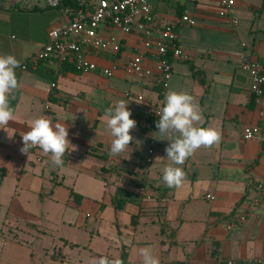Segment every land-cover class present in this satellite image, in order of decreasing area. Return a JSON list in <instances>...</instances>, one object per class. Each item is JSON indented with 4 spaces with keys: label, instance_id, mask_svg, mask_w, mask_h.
<instances>
[{
    "label": "crops",
    "instance_id": "1",
    "mask_svg": "<svg viewBox=\"0 0 264 264\" xmlns=\"http://www.w3.org/2000/svg\"><path fill=\"white\" fill-rule=\"evenodd\" d=\"M92 1L79 0L81 7L90 6ZM14 4L0 3V54L14 55L21 65L48 42L53 26L68 21L69 7L56 6L57 17L41 5L20 3L28 9H18ZM34 7L39 9L32 10ZM219 10L217 0L154 2L159 19L177 20L185 12L196 18L195 26H177L179 42L189 58L174 60L168 91L192 95L203 115L198 126L215 128L222 135L218 145L202 147L178 165L186 173L180 187L170 188L162 180L163 168L171 163L165 152L169 141L155 137L152 161H146L148 139L158 131V119L147 117L145 106L127 95L148 93L142 83L122 70L110 77L64 70L55 58L20 70V87L14 93L15 113L23 93L33 98L29 107L39 98L43 105L40 116L53 124L64 122L68 139L77 146L76 151L65 153L67 159L56 179L67 187L59 199V223L79 229V237L59 235V249L55 247L52 253L59 264H91L100 257L122 262L123 252L126 264H139L137 250L142 247H149L160 264H215L219 257L264 256V194L255 201V182L264 176V134L244 138V128L260 119L252 99L251 77L241 68L246 56L264 64V0H235L228 17L221 16ZM47 11L52 17L45 22H35L26 14ZM35 25L37 32L31 30ZM12 30L19 36L11 34ZM135 40L134 35H128L123 48L126 55L133 53ZM94 59L108 66L113 57L103 53ZM121 99L128 102L137 126L131 132L134 141L129 148L119 156H110L112 137L102 117ZM15 124L9 122L8 133L0 129V143L9 140L14 144L20 137ZM3 152L12 155L11 150ZM30 153L38 155L37 161L47 156L38 147ZM113 165L116 167L101 171ZM1 168L7 173L5 164ZM84 172L102 185L93 181L88 191L74 189ZM118 187L130 193L120 208L112 202ZM72 191L82 196L79 201ZM11 241L14 243L7 252L33 256L30 246ZM74 248L78 249L76 255L72 253ZM80 248L85 249L83 254Z\"/></svg>",
    "mask_w": 264,
    "mask_h": 264
},
{
    "label": "built area",
    "instance_id": "2",
    "mask_svg": "<svg viewBox=\"0 0 264 264\" xmlns=\"http://www.w3.org/2000/svg\"><path fill=\"white\" fill-rule=\"evenodd\" d=\"M60 0H49L57 6ZM219 14L228 17L235 0H217ZM155 0H93L87 7L77 10L68 8V21L53 26L49 30V40L38 49L27 62L16 71L25 70L30 64L55 58L59 66L72 63L83 73H100L110 77L122 70L126 75L142 83L148 93H131L145 106L147 117L159 119L156 112L163 106L173 75V62L188 59L177 31L178 24L197 25L195 17L183 13L177 20L159 19L154 12ZM234 22L238 20L233 18ZM136 40L133 53L126 55L123 48L128 35ZM112 54V62L101 66L94 57ZM1 55V54H0ZM241 68L251 77L252 99L256 104L260 121L247 125L245 139H255L264 134V64L251 56L244 57ZM55 87L56 83L53 82ZM157 146L156 139L150 137L147 144L146 161L151 162ZM40 160V158H38ZM264 194V176L255 182V201ZM212 197L211 195H208ZM243 218V217H241ZM229 225L228 228H232ZM215 264H264V256L251 258L219 257Z\"/></svg>",
    "mask_w": 264,
    "mask_h": 264
},
{
    "label": "clouds",
    "instance_id": "3",
    "mask_svg": "<svg viewBox=\"0 0 264 264\" xmlns=\"http://www.w3.org/2000/svg\"><path fill=\"white\" fill-rule=\"evenodd\" d=\"M20 61L10 54L0 55V129L7 133L8 124L14 121L15 110L11 106V99L20 87L16 69ZM156 122L157 132L152 137L159 136L170 143L165 148L166 157L171 162L162 172L163 182L170 188L180 187L185 180L186 173L178 165L192 156L200 148H210L218 145L222 139L221 133L211 127L198 126L203 120L202 110L194 102V98L186 91L171 90L166 92L164 103ZM132 112L128 108V102L121 99L114 106L105 110L102 117L112 137L110 156H119L124 153L134 141L131 135L137 122L131 118ZM29 131L22 132V154L28 155L31 149L38 147L43 154L50 157L53 165L63 167L64 155L71 149L77 150V146L68 139L69 129L64 122H53L43 116L32 119ZM9 139L13 138L8 134ZM139 142V141H137ZM70 152V153H71ZM157 159H161L157 157ZM139 264H160L159 257L154 255L149 247L137 250ZM91 264H122L119 260H109L106 257L93 259Z\"/></svg>",
    "mask_w": 264,
    "mask_h": 264
},
{
    "label": "rangeland",
    "instance_id": "4",
    "mask_svg": "<svg viewBox=\"0 0 264 264\" xmlns=\"http://www.w3.org/2000/svg\"><path fill=\"white\" fill-rule=\"evenodd\" d=\"M15 2L24 5H41L47 7L45 11L53 10L52 12L57 14V17L59 16V7L52 5L49 7V0H0L2 4ZM26 14L35 22L37 20L45 22L52 17L49 11L42 14ZM36 28L37 25L31 30L36 31ZM11 34L19 36L16 30H12ZM21 97L13 121L19 129L20 137L15 140L14 144L9 140L0 143V148L2 147L0 165L7 166V173L0 182V258H3L2 262L0 259V264H59L58 259L52 258L53 251L56 248L59 249V235L67 233L75 237L79 229L74 226L69 227L70 224L64 227L59 223V199L67 188L56 182L59 177V167L52 164L49 156L44 157L42 161H37L36 153L24 155L19 150L22 147L21 133L30 130L29 122L41 117L40 113L43 108L39 98H35L33 106L29 107V100L33 98L27 96L26 93H23ZM125 98L135 103L134 100ZM16 144L21 147L17 148ZM4 149L11 150L12 155L4 154ZM63 159L65 163L67 157L64 155ZM93 181L98 186L102 185L101 181L84 172L80 174L74 189L88 191ZM67 183L70 184V181ZM33 222L37 225L32 224ZM12 239L30 246L33 256L28 258L25 254L22 256L15 252H7L6 249L14 243ZM4 241H8L6 247H2ZM77 251L78 249L74 248L72 253L76 255ZM79 251L83 254L85 249L80 248Z\"/></svg>",
    "mask_w": 264,
    "mask_h": 264
},
{
    "label": "trees",
    "instance_id": "5",
    "mask_svg": "<svg viewBox=\"0 0 264 264\" xmlns=\"http://www.w3.org/2000/svg\"><path fill=\"white\" fill-rule=\"evenodd\" d=\"M57 6H62V7H69L73 10H77L81 7V3L79 2V0H60L59 1V4ZM14 7L18 8V9H28L27 6H20V3L18 4L17 2H15L14 4ZM32 10H36V9H39L38 7H34V8H31ZM45 60H49L48 59H45ZM44 61V60H43ZM62 69L64 70H72V71H76V72H80V70H78L72 63H64L63 66H62ZM17 73V78L18 80L20 79V71H16ZM11 106L14 108H16V105H17V99L16 97H14V99H11ZM114 168L116 166H110V167H102L101 168V171L105 172L106 170L109 171L111 170V168ZM6 174V170L4 168H1L0 169V182L1 180L3 179V177L5 176ZM99 177H101V179H105L103 175H99ZM71 195H73V197L75 198L76 201H79L80 198L82 197L80 194L72 191L71 192ZM130 196V193L128 191H126L124 188H121V187H118L116 189V194L115 196L113 197L112 199V202H113V205L116 207V208H120L122 207L125 202L128 201V198ZM134 219V218H133ZM165 227H163L164 229ZM126 259V252H123V255H122V262L123 264H126L124 261Z\"/></svg>",
    "mask_w": 264,
    "mask_h": 264
}]
</instances>
